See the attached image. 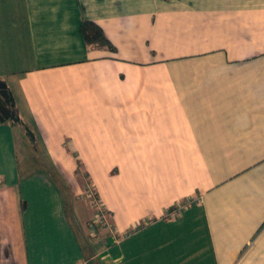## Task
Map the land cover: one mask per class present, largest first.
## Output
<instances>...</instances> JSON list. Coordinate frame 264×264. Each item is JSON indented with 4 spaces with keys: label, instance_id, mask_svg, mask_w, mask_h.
<instances>
[{
    "label": "crops",
    "instance_id": "0c3cea01",
    "mask_svg": "<svg viewBox=\"0 0 264 264\" xmlns=\"http://www.w3.org/2000/svg\"><path fill=\"white\" fill-rule=\"evenodd\" d=\"M0 77V264H264V0H0Z\"/></svg>",
    "mask_w": 264,
    "mask_h": 264
},
{
    "label": "trees",
    "instance_id": "16d2710c",
    "mask_svg": "<svg viewBox=\"0 0 264 264\" xmlns=\"http://www.w3.org/2000/svg\"><path fill=\"white\" fill-rule=\"evenodd\" d=\"M82 30L86 42L113 48L102 33L101 28L92 21L85 20L82 24ZM7 121L20 122V117L13 93L6 80L0 77V122Z\"/></svg>",
    "mask_w": 264,
    "mask_h": 264
},
{
    "label": "built area",
    "instance_id": "2783aa9c",
    "mask_svg": "<svg viewBox=\"0 0 264 264\" xmlns=\"http://www.w3.org/2000/svg\"><path fill=\"white\" fill-rule=\"evenodd\" d=\"M182 207H183V205H182L181 203H178V205H176V207H174L172 210H169V211L167 212V216H169V217H171V218H174V217L178 214L179 210H180Z\"/></svg>",
    "mask_w": 264,
    "mask_h": 264
}]
</instances>
